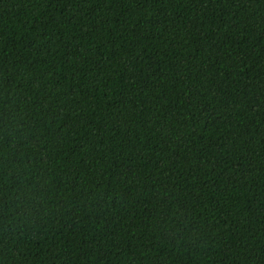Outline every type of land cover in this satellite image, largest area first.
<instances>
[{"label": "trees", "instance_id": "1", "mask_svg": "<svg viewBox=\"0 0 264 264\" xmlns=\"http://www.w3.org/2000/svg\"><path fill=\"white\" fill-rule=\"evenodd\" d=\"M0 264H264V0H0Z\"/></svg>", "mask_w": 264, "mask_h": 264}]
</instances>
